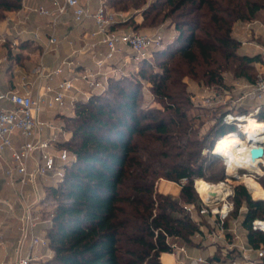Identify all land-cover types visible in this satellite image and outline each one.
<instances>
[{
	"label": "trees",
	"instance_id": "obj_1",
	"mask_svg": "<svg viewBox=\"0 0 264 264\" xmlns=\"http://www.w3.org/2000/svg\"><path fill=\"white\" fill-rule=\"evenodd\" d=\"M23 0H0V19ZM117 11L145 7L143 21L123 25L155 28L165 19L177 30L174 40L154 52L161 60L152 72L149 59L137 71L112 77L106 89L75 102L74 114L62 116L72 153L62 180L46 186L42 201L53 209L46 235L52 264H161L169 251L166 234L194 246L197 224L182 203H196L197 179L218 182L224 163L211 154L216 140L235 130L219 118L199 137L190 84H223L224 71L254 81L259 54H241L232 35L237 21L256 18L264 0H106ZM159 107L141 102L145 83ZM264 121V108L257 115ZM210 139V140H209ZM209 141V142H208ZM182 186L179 196L156 189L164 178ZM236 217L246 206L243 226L248 242L264 245V233L251 222L264 218V200L254 199L244 185L235 187ZM46 217V216H45ZM196 245V244H195ZM200 245V244H198Z\"/></svg>",
	"mask_w": 264,
	"mask_h": 264
},
{
	"label": "built area",
	"instance_id": "obj_2",
	"mask_svg": "<svg viewBox=\"0 0 264 264\" xmlns=\"http://www.w3.org/2000/svg\"><path fill=\"white\" fill-rule=\"evenodd\" d=\"M53 9L45 5H39L34 10L40 14L52 16L53 24L61 15L70 13L73 20L81 23L86 19H92L95 30L93 36L101 35V43L107 47L105 58L96 62L95 70H86L73 78L62 80L57 87L47 84L42 91L34 95L33 85L27 82L21 83L17 88L2 89V72L0 66V102L7 105H0V153L9 149L12 157V167L6 170L11 177L12 183H18L20 188L17 192V202L22 207V214L18 217L20 225V238L15 248L16 261L14 264H52L53 250L46 231L37 233L36 228L49 219L44 217L40 200H30L31 194L26 191V186L36 184L43 180L46 184L56 183L65 176V169L71 162L72 155L65 146H57L59 134L64 133L62 125H57L53 121L41 119V112L45 104L52 106L65 104L66 92L73 90L76 80L85 82L89 90H80L85 100H88L94 90L106 89L112 77L119 75H129L138 70L139 65L145 59H150L154 52L160 50L165 45V36L161 32V27L149 32H141L134 29H124L117 24L126 21L122 11H116L102 0L96 8L82 3L81 0H52ZM258 21L248 22L247 31L259 36L255 25ZM259 26L264 31V23ZM37 36V35H36ZM241 42L249 44L255 48V54H259L261 60L256 64V76L254 81L238 79L231 90H226L224 95L233 99L231 106L222 112L220 119L224 125H232V131L238 135H245L242 127L243 120L248 116L257 118V115L264 108V43L256 40L242 39ZM58 37L54 33L48 39L49 44H56ZM129 49V59L121 64L111 65L106 69L107 61L115 59L123 48ZM73 54L64 58L55 68L45 71L41 68L38 71L40 78L45 77L51 80L55 75L62 74L66 70L75 73V59ZM132 65L129 70L128 64ZM206 96L203 99L204 105H214L215 92L212 88L204 89ZM210 91V92H209ZM237 93V95H236ZM53 94L52 98H48ZM246 103H251L252 110L248 111ZM247 110V111H246ZM258 119V118H257ZM48 129L49 135L43 136L44 130ZM243 148L242 159L235 164L229 156L219 155L215 151L220 140H216L210 152L224 163V177L218 182H208L210 190L205 194L199 191L197 183L194 181V188L198 194L196 203H182L183 210L189 214L191 219L197 224L198 231L193 235L196 244L205 243L215 248L220 246L223 256H218L216 252L210 256L203 254H193L190 251L192 246L181 242L178 238L166 234V243L169 251L160 255L161 264L164 263L165 254L171 259V264H264V245L254 247L241 243L238 234L237 222L245 205L242 206L236 217L235 211V187L244 185L254 199L264 200V155L254 159L251 153L252 148L258 147L259 142L264 138V133L248 138ZM19 140V143L18 141ZM264 148V144H263ZM33 162L30 168L29 163ZM16 170L17 178L13 175ZM232 176V177H231ZM245 179H253L262 189L259 197L254 195V189L250 188ZM182 188L188 182V178H182L178 182H173ZM219 187V188H218ZM0 204H5L9 212H13L15 201L2 200ZM253 230L264 233V218H255L251 222ZM195 238H198L197 240ZM205 244V245H206ZM44 247L47 252L36 254L34 249ZM195 246V245H194ZM238 250V259H225L228 253Z\"/></svg>",
	"mask_w": 264,
	"mask_h": 264
},
{
	"label": "crops",
	"instance_id": "obj_3",
	"mask_svg": "<svg viewBox=\"0 0 264 264\" xmlns=\"http://www.w3.org/2000/svg\"><path fill=\"white\" fill-rule=\"evenodd\" d=\"M81 1L93 9L99 6L102 0ZM39 5H45L53 9L52 0H23L22 6L19 9L6 11L5 16L0 19V66L3 78V90L14 89L21 83L27 82L33 85L34 95H37L47 84L57 87L64 79L73 78L86 70H95L96 62L105 58L107 47L101 43V35L93 36L91 34L95 30V24L92 19H86L81 23H77L73 20L72 15L68 13L61 15L56 19V24H53L54 18L52 16L43 15L34 10ZM124 23L125 22L119 23L117 26L123 28L124 25L122 24ZM259 32L260 34L258 37H261V42L264 43V31L261 27H259ZM54 33L58 37V42L56 44H49L48 39ZM165 35L174 40L177 36V30L173 25L168 24L165 28ZM73 50L77 51V53L73 55L76 62L75 73L66 70L62 74L55 75L51 80L45 77L40 78L38 71L41 68L45 69V71L55 68L64 58L71 56ZM250 50L256 52L255 48L252 46H250ZM129 55V49L124 47L123 51L118 54L115 59L107 61L105 66L106 69H109L111 65L121 64L126 59H129ZM128 66L129 70H131L132 65L129 63ZM74 83L76 87L66 92L65 104L63 106L58 104L49 106L45 104L40 114L41 119L53 121L57 125L63 126L62 122H57L58 119L62 118V116L58 114H65L64 111H62L63 108H70V106L74 107L76 101L84 99L80 90H89L87 84L82 80H76ZM96 91L98 90H94L93 92ZM52 97L53 94H49L48 98ZM0 105L6 106L7 103L0 102ZM49 132L48 129L44 130L43 136H48ZM68 137H70V133L67 131L59 134L57 146L65 139L67 140ZM17 141L19 143V140ZM12 165L11 151L7 149L1 152L0 199L15 201L16 204L13 212H9L5 204H0V264L15 263V248L20 238V222L18 217L22 214V207L17 202V192L20 186L16 182L12 183L11 177L6 173V170L12 167ZM29 166L30 168L33 166L32 161H30ZM13 175L15 178L18 176L14 169ZM47 185L49 184H46L43 180H39L34 185H27L25 189L31 194L29 199H41L39 202L42 207V205H44L42 200L45 199V188ZM180 190L181 188L174 184L173 192L165 191L164 193H171L172 195L179 196ZM246 209L247 208L241 213L242 218L239 217L237 230L240 236L239 241L246 246H252L248 242V232L243 226ZM45 218L47 219V217ZM44 224H46L45 228H43V226H45ZM48 226L49 221L42 223L36 228V232L42 233L46 231ZM200 246L203 245L192 246L190 248L191 253L202 254L198 252ZM207 251L210 255L216 252L215 247L211 245H209ZM34 252L41 255L46 253L47 249L39 246L34 249ZM239 257L240 252L238 250H233L228 253L225 259H238ZM171 263L172 261L169 258L168 264Z\"/></svg>",
	"mask_w": 264,
	"mask_h": 264
},
{
	"label": "rangeland",
	"instance_id": "obj_4",
	"mask_svg": "<svg viewBox=\"0 0 264 264\" xmlns=\"http://www.w3.org/2000/svg\"><path fill=\"white\" fill-rule=\"evenodd\" d=\"M153 0H148V3H150ZM145 7H140L138 9H129L127 11H122L123 12V18L126 20L124 21L125 23L128 22L130 20V18L134 17L135 22H141L143 21V16H142V12L144 10ZM117 11V10H116ZM173 21L172 18H167L165 19L162 23H160L159 26L152 28V30H156L159 27H161V32L162 34L165 36V42H169L170 38H168V36L165 35V28L168 26V24H172L171 22ZM254 21H258L255 25V29L257 32H259V24L260 22L264 23V8L262 10H260V12L258 13V15L256 16L255 19L253 20H249V21H237L234 23L233 25V30H232V35L240 40H248V39H252V40H256L261 42V37H258L255 33H250L249 31H247V23L248 22H254ZM121 25V24H120ZM123 25V24H122ZM124 29H132V25H124L123 26ZM151 27H145V28H141L138 31L141 32H149L152 31ZM241 42V41H240ZM250 46L249 44H245L243 42H241V45L239 47V52L241 54H254L255 51L250 50ZM248 49V50H247ZM165 57H160L157 54H153V56L149 59L150 64L152 66H150L147 69V72L150 73L153 70V67H157L159 62L161 60H163ZM224 80H223V84L221 85H216V84H206L203 81H196V82H192L190 84V90L192 91V101H193V105H194V109H193V115H197L199 116L197 118L196 124L199 126V137H203L204 135H206L208 132L211 131V128L215 127V125L219 122V118L222 114V112H224L229 106H231L232 104V97L228 96V95H224L226 90H231L233 84L238 80V79H244V78H238L236 77L233 73H231L230 71H224ZM210 87L212 88V90L215 92V94H218L216 96L214 105H204L203 99L206 96V92H205V88ZM209 91V92H210ZM237 95V93H236ZM141 102L143 104H146L149 107H159V103H157L154 100L153 94L150 92L149 90V84L146 82L144 89H143V97L141 99ZM75 106V105H74ZM246 109H248V111L252 110V105L251 103H246L245 104ZM62 111H64L65 114H58L61 116H68L69 114L72 115L74 114V107L70 106V108H63ZM247 111V110H246ZM260 120V119H259ZM57 122H62V124H66L65 120L63 118L58 119ZM66 131V130H65ZM241 138H244L243 135L240 136ZM70 137H68L67 140H69ZM66 139L64 141H67ZM210 140V139H209ZM209 142V141H208ZM71 153V150H70ZM72 155V153H71ZM163 181V182H162ZM206 181V180H204ZM264 183V181H263ZM173 188H174V184H172L169 181H165L164 178L159 179L156 182V189L158 191H168V192H173ZM161 189V190H160ZM251 193V192H250ZM171 194V193H168ZM175 196V195H174ZM44 205H42V211L43 212H48L51 211L53 209V204H51V201L47 200L43 203ZM45 215V214H44ZM47 213H46V217H47ZM242 218V215L240 216ZM45 226H43V228L46 227V224H44ZM196 240L198 238H195ZM197 242H194L193 245H195ZM206 244V243H205ZM200 246L198 248V252L202 253L204 256H210V253L207 251V248L209 249V245ZM197 245V244H196ZM216 253L218 254V256H223V252L220 246H217L215 248ZM195 252V253H198ZM164 263L168 264L169 263V258L165 257L164 258Z\"/></svg>",
	"mask_w": 264,
	"mask_h": 264
},
{
	"label": "bare ground",
	"instance_id": "obj_5",
	"mask_svg": "<svg viewBox=\"0 0 264 264\" xmlns=\"http://www.w3.org/2000/svg\"><path fill=\"white\" fill-rule=\"evenodd\" d=\"M242 120V127L244 128L245 132L244 138H241L240 135L234 132L228 133L227 135L218 139L220 141L215 148V151L219 153V155L229 156L233 163L235 162V164H237L243 157L242 152L247 140L246 136H248V138H253L264 133V121L258 120L253 116L242 118ZM245 180L247 181L250 188L254 189V195L256 197L261 196L262 189L258 186V184L253 179ZM197 186L202 194H205L210 190V184L204 180H199ZM165 256L167 255L165 254Z\"/></svg>",
	"mask_w": 264,
	"mask_h": 264
},
{
	"label": "water",
	"instance_id": "obj_6",
	"mask_svg": "<svg viewBox=\"0 0 264 264\" xmlns=\"http://www.w3.org/2000/svg\"><path fill=\"white\" fill-rule=\"evenodd\" d=\"M263 144H264V138L259 142L258 147L252 148L251 153L254 159L262 157L264 155Z\"/></svg>",
	"mask_w": 264,
	"mask_h": 264
}]
</instances>
